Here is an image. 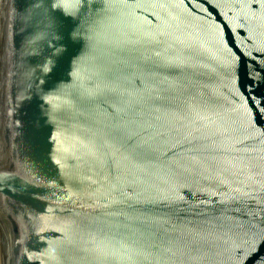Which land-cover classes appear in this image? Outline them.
<instances>
[{"label":"water","instance_id":"95a60500","mask_svg":"<svg viewBox=\"0 0 264 264\" xmlns=\"http://www.w3.org/2000/svg\"><path fill=\"white\" fill-rule=\"evenodd\" d=\"M0 264H264V0H0Z\"/></svg>","mask_w":264,"mask_h":264}]
</instances>
